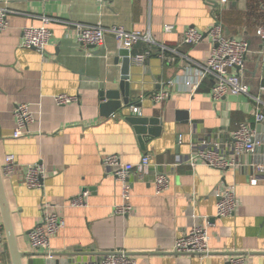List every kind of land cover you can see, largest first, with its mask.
Segmentation results:
<instances>
[{
  "label": "crops",
  "instance_id": "1",
  "mask_svg": "<svg viewBox=\"0 0 264 264\" xmlns=\"http://www.w3.org/2000/svg\"><path fill=\"white\" fill-rule=\"evenodd\" d=\"M8 8V27L0 33V166L23 264H100L106 254L119 251L137 264H228L235 258L264 264V178L250 184L253 166L264 165L257 102L246 95L214 101L213 82L202 74L212 38L183 44L188 28L205 35L217 20L229 37L246 39L250 50L239 74L264 104V42L257 36L264 27V0H229L226 6L206 0H10ZM45 17L52 19L46 54L22 48L23 31L43 26ZM78 24L150 34L154 44L140 42L128 50L108 35L103 47H84ZM145 53V64L133 61ZM122 79L130 82L132 105L104 118L100 92L118 89ZM161 92L166 99L154 102ZM62 94L78 101L58 105L55 97ZM23 104L35 122L28 135L15 139L14 113ZM135 105L138 116L157 118L153 128L161 129L143 147L128 121ZM243 123L255 130L257 146L251 155L236 156L233 135ZM203 142L240 165L218 170L198 161L191 166L194 149ZM8 155L16 158L12 173L4 171ZM110 155L131 164L149 155L169 177V188L156 193L154 168L133 174L132 212L116 215L122 188L103 164ZM35 165L45 175L40 189H29L27 172ZM229 186L236 187L238 209L219 218L217 193ZM86 191L85 205L72 206L71 200ZM45 213L58 214L65 226L51 238L49 250H36L29 236ZM203 218L209 222L210 254L175 253V242ZM0 264H13L5 229Z\"/></svg>",
  "mask_w": 264,
  "mask_h": 264
},
{
  "label": "built area",
  "instance_id": "2",
  "mask_svg": "<svg viewBox=\"0 0 264 264\" xmlns=\"http://www.w3.org/2000/svg\"><path fill=\"white\" fill-rule=\"evenodd\" d=\"M100 4L112 2L114 0H97ZM10 0H0V33L8 27V15L11 13L8 8ZM212 5L217 2L221 6H226L229 0H206ZM52 21L51 18H43V26L29 27L23 31L22 48L35 50L41 55L46 54L49 46L52 32L47 25ZM77 39L84 47L101 48L105 45V40L108 35H111L125 49L131 50L140 42L154 44L150 34L141 32H129L123 28H105L103 26L94 25H77ZM204 34L195 28H188L184 34L183 44L192 46L200 42ZM208 36L212 38L213 48L207 65L203 68V75L209 77L213 82L212 98L214 101H220L228 96L246 95L253 98L257 102L256 123L264 122V112L261 104L264 106L260 98L254 97L248 85L243 81L239 72L245 68L246 58L250 50L249 42L244 39L231 38L226 34L224 26L218 20L216 24L209 30ZM257 36L264 42V27L257 31ZM147 54H139L135 56L133 61L138 65L145 64ZM238 73H237V72ZM261 95L264 96V87L261 88ZM168 94L161 92L153 96V101L156 103L163 102ZM55 100L58 105H68L78 101L75 96L57 95ZM142 100V99H141ZM141 100L139 102H141ZM132 112L135 115L139 113L138 106H132ZM17 126L13 131L15 139L23 138L30 133V126L35 122L34 115L31 112L30 106L27 104L19 105L14 113ZM256 132L250 124L243 123L234 132L233 135V153L236 156L242 154H253L256 150L257 142L255 140ZM201 162L211 168L218 170H228L239 166L237 160H230L223 157L216 148L210 146L209 143H200L194 149L193 155L189 164L195 166L197 162ZM103 164L110 169L113 176L121 184L122 188V204L116 206L115 214L121 217H126L132 212V184L130 177L135 173H145L154 168L155 175V190L157 194H161L169 188L170 179L167 175L158 171L157 165L152 163L149 155L144 156L140 163L131 164L123 162L116 155L106 156L103 159ZM182 163L176 166H181ZM16 166V158L14 155H8L5 160L4 171L12 173ZM253 172L250 175V184L256 186L259 182L258 178H264V165L253 166ZM45 175V170L40 165H35L29 168L26 177V184L29 189H40L42 180ZM88 192H83L82 195L71 200V205L74 207H82L85 205V198ZM217 203V217L225 218L234 215L238 209V201L236 195V187L229 186L224 188L219 193ZM202 223H197L181 238H179L173 247V251L182 255H197L207 256L210 254L208 233V218H203ZM65 226L64 220L58 214L45 213L41 224L36 226L30 232V244L36 250H49L51 238L56 235ZM4 241V225L0 211V243ZM53 258L52 254H49ZM100 264H137L136 260L131 258L127 252H111L106 254ZM228 264H243L241 258H235L229 261Z\"/></svg>",
  "mask_w": 264,
  "mask_h": 264
},
{
  "label": "water",
  "instance_id": "3",
  "mask_svg": "<svg viewBox=\"0 0 264 264\" xmlns=\"http://www.w3.org/2000/svg\"><path fill=\"white\" fill-rule=\"evenodd\" d=\"M213 6L218 5L217 2L212 3ZM208 36L205 34L204 37ZM95 49V47H90ZM124 53L127 55L126 61L129 60V51L125 50ZM127 74L124 71L123 75ZM131 87L130 82L127 79H122L118 83V89H111L105 87L100 92L101 98V115L104 118H110L124 107H130L132 104L130 102ZM138 106V105H135ZM128 121L135 127V131L139 136L140 143L142 147L145 143L152 140L153 137L158 136L160 133V128L155 129L154 126L158 125L159 120L157 118H143L138 115H132L128 118ZM0 211L4 224L5 234L7 238V243L9 246L10 254L12 257L13 264H23L24 254L18 249L17 239L14 231V226L12 223V217L8 202L6 199V193L3 182V174L0 166Z\"/></svg>",
  "mask_w": 264,
  "mask_h": 264
}]
</instances>
